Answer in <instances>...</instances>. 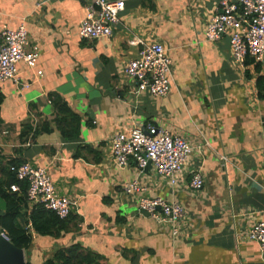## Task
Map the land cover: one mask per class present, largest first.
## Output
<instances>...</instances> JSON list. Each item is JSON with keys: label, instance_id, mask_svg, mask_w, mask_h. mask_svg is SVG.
Masks as SVG:
<instances>
[{"label": "crops", "instance_id": "crops-1", "mask_svg": "<svg viewBox=\"0 0 264 264\" xmlns=\"http://www.w3.org/2000/svg\"><path fill=\"white\" fill-rule=\"evenodd\" d=\"M123 1L112 36L89 41L79 36L85 5L78 0H0V33L23 22L39 50L36 69L17 64L27 89L0 82V216L12 202L9 185L22 162L46 167L57 193L75 202L55 228L32 225L25 264H44L70 247L104 264H264L257 244L243 235L264 218V97L256 84L264 65L250 57L237 64L228 35L205 38L221 0ZM151 43L163 45L171 59L172 85L162 97L139 90L123 72ZM51 98L78 115L75 139L62 137ZM148 123L194 147L175 185L151 166L113 164V136ZM198 169L204 184L192 190ZM133 179L145 187L142 196L183 206L177 236L171 224L138 210L141 195L122 191ZM14 193L22 198L16 222L23 227L32 209L26 192ZM1 232L9 239L0 225Z\"/></svg>", "mask_w": 264, "mask_h": 264}, {"label": "built area", "instance_id": "built-area-1", "mask_svg": "<svg viewBox=\"0 0 264 264\" xmlns=\"http://www.w3.org/2000/svg\"><path fill=\"white\" fill-rule=\"evenodd\" d=\"M85 5V15L79 22V36L84 40L111 37L113 29L119 24V14L124 10L123 0H78ZM220 11L211 16L204 29L208 41H217L228 35L233 60L242 65L247 57L253 62L264 65V0H221ZM140 43L139 40H134ZM39 57L38 47L30 45L23 22L16 28H5L0 33V82L10 81L21 89L30 84L20 82L18 63L29 69H36ZM123 72L131 77L139 90H146L154 96H166L172 85L171 59L163 45L144 44L138 56L125 65ZM36 70V76H41ZM48 102H50L48 100ZM261 136L264 140V113L261 121ZM30 144V140L26 142ZM113 164L124 169L134 161L137 169L143 170L150 165L155 172L171 185L178 183L183 166L192 154L194 147L182 136L169 128L148 123L143 127L135 126L128 132L116 133L110 142ZM17 181L26 184V203L30 209L41 205L60 219L67 218L75 205L67 196L57 193L48 169L22 162L15 169ZM204 181L201 171L192 172L189 187L199 190ZM18 192L20 186H9ZM125 194L141 195L137 208L146 212L158 223H168L172 236H177V223L184 214L183 206L176 200L167 201L162 197H145V187L137 179L122 185ZM24 228L32 235L33 227L29 214L24 218ZM9 240L6 234L0 233ZM244 237L257 244L264 257V218L244 230Z\"/></svg>", "mask_w": 264, "mask_h": 264}, {"label": "trees", "instance_id": "trees-1", "mask_svg": "<svg viewBox=\"0 0 264 264\" xmlns=\"http://www.w3.org/2000/svg\"><path fill=\"white\" fill-rule=\"evenodd\" d=\"M259 94L264 97V78L259 77L256 81ZM55 110L56 125L60 130L62 137L65 140L75 139L79 132L80 120L77 114L72 112L68 106L58 99L51 98ZM11 184L18 183L20 188L26 192V184L17 181L16 177L12 178ZM10 184V185H11ZM9 185V186H10ZM10 191V190H9ZM12 192V191H10ZM11 201L7 212L0 216V225L5 227L8 231L9 240L19 248H27L29 245V237L22 225H18L16 219L19 214L20 204L18 200L21 197L14 192L10 195ZM30 220L36 230L49 231L56 227L61 222L58 216L53 212L45 210L41 205H37L30 214ZM29 264V263H26ZM44 264H104L101 258L93 253L84 252L77 247H70L67 249L57 250L53 257L48 259Z\"/></svg>", "mask_w": 264, "mask_h": 264}, {"label": "water", "instance_id": "water-1", "mask_svg": "<svg viewBox=\"0 0 264 264\" xmlns=\"http://www.w3.org/2000/svg\"><path fill=\"white\" fill-rule=\"evenodd\" d=\"M150 165H148L149 167ZM0 264H25L24 250L0 234Z\"/></svg>", "mask_w": 264, "mask_h": 264}, {"label": "rangeland", "instance_id": "rangeland-1", "mask_svg": "<svg viewBox=\"0 0 264 264\" xmlns=\"http://www.w3.org/2000/svg\"><path fill=\"white\" fill-rule=\"evenodd\" d=\"M30 258V257H29Z\"/></svg>", "mask_w": 264, "mask_h": 264}]
</instances>
